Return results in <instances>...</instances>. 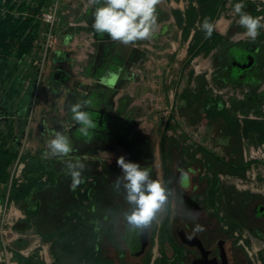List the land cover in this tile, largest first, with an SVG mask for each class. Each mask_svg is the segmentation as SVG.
I'll return each mask as SVG.
<instances>
[{
    "label": "rangeland",
    "instance_id": "374dc122",
    "mask_svg": "<svg viewBox=\"0 0 264 264\" xmlns=\"http://www.w3.org/2000/svg\"><path fill=\"white\" fill-rule=\"evenodd\" d=\"M25 1L37 5L36 0ZM215 2L216 0H161L157 5V12L161 15L158 18L160 35L155 40H148L147 46L135 48L132 53L134 58L131 66L120 68L123 71L120 73V80L117 84L124 90L122 94L118 93L122 91H116L115 97L120 94L116 101L119 107L120 104L123 106L122 103H125L122 110L129 107L132 109V116L137 118L132 121L133 124L135 122L140 129L148 132L151 143L154 137L163 133L169 112H174L175 118L170 120L166 131V136L172 141L174 148V153L169 154L168 163L172 166L173 154L176 153L177 158L181 161L180 165L183 163L198 165L199 174L193 176V179L195 182L199 180L201 185L196 192L198 197L195 199L204 201L207 198L205 201L209 206L208 210L217 218L216 231L219 232L217 236H221L224 232L228 238L235 237V241L248 255L252 264H264V229L257 227L252 215L253 204L257 201H264V164L254 163L246 170H233L228 165L221 164L199 147V145H203L235 162L250 160L264 162V89L258 90L257 97L250 98L251 100L248 97L250 91L244 95L243 91L239 90L240 93L238 91L237 95L231 96L232 86L223 82L222 77H217L218 73L225 68V64L219 60V55L221 51L225 50V46L238 40L236 37L223 42L209 54L200 53L201 56L194 61L196 63L209 61L210 65L206 71H195L193 59L189 63L186 62L189 56L190 42L194 48L205 37L204 32L200 29V24L205 17H209L216 23L221 15L228 12L227 19L232 18L233 21L228 24V28L232 26L236 28L239 27L236 23L239 17L234 13L233 6L242 2L245 4V8L248 6L251 9L254 8L251 12L255 13V17H264V0H230L217 17L215 16L218 8H216ZM58 3H60V7L57 10V19L61 17L64 22L66 14H62V11L71 7L74 9L77 7V11H80L87 0H49L40 8L37 15L42 27L39 37L34 42V48L21 59H18L15 53L7 60L0 58V62L7 61L0 73V117L4 116L3 119L10 120L6 115L14 114L17 119L20 116L24 117L25 124H28L27 120L32 112V99L38 86L41 63L45 56L46 33L49 30V25L43 20L42 13L47 12L52 6H58ZM189 7L195 8L194 26L190 29L188 39H185L183 36L185 21L183 19L185 11ZM77 13H75L74 19L82 17L80 15L77 17ZM90 18H92V14ZM163 24H170L169 29L163 30L161 28ZM56 29L55 24V35ZM58 29L59 32L63 31L62 34L67 33V29L64 30L59 26ZM216 29L221 30L222 28L216 26ZM240 32L243 33L244 30ZM259 32V36L264 39V28H261ZM195 33L196 37L192 40ZM239 41L249 43L253 47V41L246 37ZM58 44L59 39L56 42V49H59V47L57 48ZM173 47L176 48L171 51ZM55 48H50L49 52L54 54ZM259 51L258 48L254 54L253 50L250 58L254 59ZM260 56L261 58H255L256 66L260 63L264 66L263 46ZM49 60L48 58L46 61V67ZM76 76L71 79L74 83L81 81L78 76H82V74L79 73ZM86 76L96 77V73ZM42 81H45V75H43ZM94 83L95 81L92 82V84ZM12 96L14 98H11ZM53 109L59 114L57 106ZM22 131V136L14 140L13 143L22 160L26 162L32 157H42L45 152L43 146L39 145L36 149L33 147L23 149L26 137H28L25 125ZM31 132L32 130L29 129L28 133ZM178 149L181 151L178 152ZM149 150L155 155L158 154L157 149ZM169 152L171 153V151ZM72 155L88 162L90 170H93L92 168H98L101 171L110 169L111 173L109 174L114 178L121 175V169L116 164V159L119 156L123 155L126 160L134 162L129 159L125 150L116 147L112 149H76ZM155 155L152 171L156 179L163 180L160 162L157 161L159 159ZM46 159L48 162L59 161L55 158ZM171 174L174 183L172 171ZM22 178L24 181V177ZM214 180L217 187L214 199H212L211 188ZM9 189V183L0 185V206L4 204L7 195L11 197ZM180 194L183 195L184 192L180 191ZM199 196L202 197L199 198ZM15 203V207L22 209V213L25 214L23 206H26V202L23 204V202L16 201ZM25 216L17 221L12 220L6 225L7 233L3 238L5 246L12 253V262L14 264H49L51 262L50 264H52L55 261V252H58L60 248L54 239H47L40 233V230L43 226L50 227L55 224V219L52 221L50 219V222L43 221L42 224L30 219L27 215ZM172 220L173 217L170 216V224ZM13 222L14 225L11 227ZM200 223L204 227L206 221L201 220ZM158 228L159 225L153 226L152 246L142 264H166L171 259L166 257L162 251L163 241ZM5 246L2 247L0 241V255L3 254ZM170 253L171 251L168 250V255ZM189 254L191 251L185 249L182 258L188 259L187 255Z\"/></svg>",
    "mask_w": 264,
    "mask_h": 264
},
{
    "label": "trees",
    "instance_id": "16d2710c",
    "mask_svg": "<svg viewBox=\"0 0 264 264\" xmlns=\"http://www.w3.org/2000/svg\"><path fill=\"white\" fill-rule=\"evenodd\" d=\"M36 1L37 5L25 0H0V58L3 60H7L14 53L18 59H21L34 48V42L39 37L42 27L37 15L40 8L49 0ZM229 1L216 0L215 6L218 11L215 17ZM252 10L254 8L248 6L244 11L255 17ZM194 11V7H189L185 11L183 19L185 39H188L190 29L194 26ZM195 37L196 33L192 40ZM223 42V35L216 30L210 39L204 37L194 48L190 42L186 62L189 63L201 52L210 53ZM5 62H0V73ZM173 118L175 114L171 112L160 140L165 160L169 159L168 149H174L172 141L166 136L170 120ZM12 137L11 124L6 128H0V185L9 182L10 167L19 155ZM199 147L233 170H246L254 163L264 164L260 160L235 162L203 145ZM63 168L64 165L60 161L48 162L43 157H32L25 162L24 181L20 184L13 182L11 187V198L14 201L25 200V213L29 218L42 224L43 221L55 219V224L50 227L43 226L40 230L47 239H54L60 248L55 252V261L52 264H142L152 246L153 233L147 250H130L128 242L133 234L128 231L122 216V211L127 209L128 205L124 202L123 194L112 188L115 179L104 172L86 170L83 173L87 178L85 183L73 192L69 189L71 179L64 174ZM170 176L171 171L167 165L165 182L171 180ZM216 187L214 180L211 188L212 199ZM168 222L169 217L161 224L163 238L164 241L173 242Z\"/></svg>",
    "mask_w": 264,
    "mask_h": 264
},
{
    "label": "crops",
    "instance_id": "0c3cea01",
    "mask_svg": "<svg viewBox=\"0 0 264 264\" xmlns=\"http://www.w3.org/2000/svg\"><path fill=\"white\" fill-rule=\"evenodd\" d=\"M59 7L60 3H58V8ZM73 9L74 8L71 7L65 11H62V14H66V21L62 22L63 20L61 17H59L57 20L56 37L59 39V44L57 46L59 49L55 48L56 50H54V54L49 52V54L47 53L46 55L44 65L40 71L38 86L36 88L34 98L32 99V112L27 120L28 126L25 124L26 121L24 120V117L20 116L17 119L14 114H9L8 116L6 115V117H9L10 120L3 119L4 116L0 117V128H6L7 125L11 124L13 127L12 138L16 140L22 136V128L25 125L28 137H26V142L23 149H30V147L36 149V147L39 145L43 146V149H45V141L50 138L51 132L53 130L63 129L66 130L67 134L71 137L74 149H112L113 147H116L117 149L124 150L126 149L125 138L127 134L125 135L123 133L122 135L116 136L117 134L115 126L111 125L114 124L116 120L118 121L117 124L122 123V125L129 131L139 130L145 137L148 149H157L158 153V150L161 149L160 140L163 133L154 137L153 142L151 143L148 132L140 129L139 126L135 124V122L133 124L132 121L137 120V118L132 116V109L129 107L130 109L128 108L122 110L124 108L123 106H125V103H122L123 106L120 104V108L119 104L116 102L117 97L123 93L124 88L119 87L118 84H116L115 88L110 89L99 83L100 77L103 76L107 71L115 72L122 67L128 68L131 66L132 59L134 58L132 53L135 51V48L138 49L141 47L143 48L144 45L147 46L146 43L148 40L138 41L135 47L132 45L125 46L115 43L110 40L107 34L100 36L99 34H96L91 28L92 18H90V15L93 13L94 8L88 7L87 3H85L80 11H77V7H75L74 10ZM75 13L78 14L77 17L79 15L82 17L74 19ZM69 14H71V16H69ZM228 15V12H225L223 16L221 15L217 19L216 26H219L222 29L216 30L218 33L223 35L224 42L232 37H236L238 40L231 42L229 45L225 46V50L221 51L219 60L221 63L225 64V68L218 73L217 77H222L221 79L223 82H227L229 86H232L230 93L231 96L237 95L239 90H242L244 95L247 91H250L248 97L249 99H252L257 97L256 95L258 90L264 89V66L262 63H260L258 66L255 65V58H261L260 55L262 46L264 47V39L263 37L259 36L255 41H253V47L249 43H244L242 41L240 42L239 40L242 38L244 39V36L241 35L242 33L240 31H245V29L240 26L236 28L233 26L228 28V24L231 22L233 23L232 18L227 19ZM160 16L161 15L158 13V18ZM58 26L64 30L67 29V33L62 34L63 31L59 32L60 30L58 29ZM169 27L170 24H163L161 28L163 30H168ZM69 33L73 35V40H71L68 45H65L64 37ZM159 33L160 31H157V34L153 38L154 40L160 35ZM175 48L176 47H173L171 51H173ZM258 48L260 51L257 53V56H254V59H251L250 54H253V50L255 54V52L258 51ZM200 56L201 54L193 58V66L195 71L204 72L209 67L210 62L202 61L196 63L194 60H198ZM48 58L50 60L46 67L45 64ZM55 72H61L65 75V78L57 80L53 76ZM84 72L85 75L83 76ZM79 73L82 74V76H78L81 81H76L77 83H74L71 79L72 77L76 78V75ZM93 73H96V77L86 76ZM43 75H45V81H42ZM93 81H95L94 84H92ZM116 91L122 92H118L120 94L115 97ZM11 98L14 97L12 96ZM77 98L92 100V106L87 107L84 110L91 112L90 108H94L96 111H98L95 113L96 115L93 116L96 125L97 120H99L98 114H102L104 111H106V108L109 109L113 119L110 121L111 124L108 126V130L110 131L108 140L105 138L103 140V136L100 137L97 134H93L92 132L94 129L91 130L90 142H86V138L82 137L78 133L77 129L79 126L74 125L68 107L69 105L75 103ZM53 102L56 105H54ZM56 106L59 108V114H57L53 109ZM170 113L171 112H169V114ZM169 114L167 115L166 122L168 121ZM103 122L105 123L106 120L103 119ZM29 129L32 130L31 133H28ZM152 154L155 155L154 153ZM156 155L158 156V154ZM42 157L44 158L43 155ZM157 161L159 162V160ZM84 162L87 164V166L89 165L88 162ZM90 169L91 167H88V170ZM92 169L93 171L104 172L105 174L111 173L110 169L104 171H101L98 168ZM112 178L116 179L114 177ZM19 202H23L24 204L25 200H21ZM23 207L25 209V206ZM20 210L22 211V209ZM25 215L27 214L25 213Z\"/></svg>",
    "mask_w": 264,
    "mask_h": 264
},
{
    "label": "clouds",
    "instance_id": "9594fccd",
    "mask_svg": "<svg viewBox=\"0 0 264 264\" xmlns=\"http://www.w3.org/2000/svg\"><path fill=\"white\" fill-rule=\"evenodd\" d=\"M161 0H87V5L94 8L92 13L91 28L100 36H107L111 41L125 46L135 47L138 41L151 40L159 29L157 5ZM244 3H236L233 6L234 13L239 19L236 23L245 29L244 37L255 41L259 36V30L264 28V17H254L243 11ZM205 39H210L216 30V23L209 17H205L200 24ZM73 40L71 33L64 37L65 45ZM107 71L100 77L99 83L107 88H115L120 80V73ZM92 106L91 99L77 98L76 102L69 105L71 119L74 125H78V133L91 141V130L96 128V122L90 112L84 109ZM71 137L66 130H53L50 138L45 141L44 158L59 160L64 168L62 171L69 176L71 183L69 189L75 191L85 183L83 173L88 170L87 164L75 157L72 153ZM117 166L121 169V175L113 181L112 188L123 194L124 202L128 205L122 211L123 219L129 232L143 234L150 231L153 226L160 225L165 218L184 215L191 217L186 208L183 196L177 194L174 187H170L172 181L167 182L157 178L153 179L151 168L128 161L123 155L116 159ZM180 175L176 183L181 189L186 188L189 182V172L183 168L178 169ZM203 226L196 224L194 232L203 231Z\"/></svg>",
    "mask_w": 264,
    "mask_h": 264
},
{
    "label": "flooded vegetation",
    "instance_id": "af4514ba",
    "mask_svg": "<svg viewBox=\"0 0 264 264\" xmlns=\"http://www.w3.org/2000/svg\"><path fill=\"white\" fill-rule=\"evenodd\" d=\"M90 110L92 116H95V113L98 112L94 108H90ZM98 116L99 120H97V127L92 133L97 134L100 137L103 136V140L104 138L108 140L110 134L108 126L111 124L110 121L113 119V117L111 116L108 108H106V111H104L102 114H98ZM103 119L106 120L105 123L103 122ZM117 122L118 121L115 120V123L111 125L115 126L117 134L116 136L122 135L123 133L125 135L127 134L125 138L126 149L124 150L129 159L141 164V166L150 167L152 178L156 179L152 171L154 165V155L148 149V145L143 134L139 130L129 131L122 125V123L117 124ZM169 151H171V155L174 149ZM177 151L180 152L181 150L178 149ZM175 154H173L172 166H170L168 163L169 159H164L162 150L159 149L158 151L163 181H165V167L169 165L170 171H172L175 181V184L172 182V187L176 188L178 195L180 194V191L184 192L182 196L186 208L191 213V217L184 215L173 217L171 224L169 217L168 226L173 242L164 241L163 229L161 227L162 223L159 225L158 232L161 234L163 241L162 251L165 253L166 257L171 258L166 264H252V261L249 259L248 255L235 241V237L228 238L224 235V232H222L221 236H217L219 233L216 231L218 224L217 218L208 210L209 206L205 201L207 198L205 197L206 199H204V201H196L195 199V197H198L196 192L199 190L201 184L199 180L195 182L193 176L199 174L200 168L198 165H190L189 163L183 162V164L180 165L181 161L177 158V154ZM180 168H183L185 171L189 172V182L184 189H181L176 183L180 175L178 171ZM206 196L208 197V194ZM201 197L202 196H199V198ZM252 215L254 216V221L257 223V227L264 229V201H257L253 204ZM201 220L206 221L205 226L203 227L204 230L200 232H194L193 230L196 224L202 225V223H200ZM152 233L153 228L149 231V237L145 245H142L140 240H136L135 242L133 241L131 243L134 236L136 235V233H134L128 242V247L130 250H147L151 242ZM185 249L191 251V254L187 255L189 257L188 259L182 258ZM168 250L171 251L170 255H168Z\"/></svg>",
    "mask_w": 264,
    "mask_h": 264
},
{
    "label": "built area",
    "instance_id": "2783aa9c",
    "mask_svg": "<svg viewBox=\"0 0 264 264\" xmlns=\"http://www.w3.org/2000/svg\"><path fill=\"white\" fill-rule=\"evenodd\" d=\"M57 10L58 6H52L49 8L47 12H43V20L49 25V30L46 33V43L44 45V52L45 56L49 52L50 48H55L57 38L54 32V27L56 24L57 19ZM37 42V41H36ZM43 57L44 59L42 60L41 63V69L42 66L44 65V61L46 57ZM219 92V91H218ZM221 93V92H220ZM25 168V162L22 160L21 155H18L17 159L14 162V165L10 167V189L9 193H11V187L12 183L16 182L17 184H20L23 182V171ZM8 193V194H9ZM15 201L10 197V195H7L6 200L3 205L0 206V241H1V246H5V239L3 238L4 235L7 233V226L12 220H19L25 218V214L22 213L20 209H17ZM14 221V222H15ZM14 222L11 224V227L14 225ZM3 254L0 255V264H14L12 262V253L9 252L7 249V246L4 247V250L2 251ZM22 254L25 255L23 251H21ZM51 262H49L50 264Z\"/></svg>",
    "mask_w": 264,
    "mask_h": 264
},
{
    "label": "water",
    "instance_id": "95a60500",
    "mask_svg": "<svg viewBox=\"0 0 264 264\" xmlns=\"http://www.w3.org/2000/svg\"><path fill=\"white\" fill-rule=\"evenodd\" d=\"M57 80H60V79H63L65 78V75L62 74L61 72H55L54 75H53ZM262 209V208H261ZM258 216V214H257ZM149 237V231H146L145 233L143 234H136L133 238V240L131 241V243L136 240H140L141 244L142 245H145L147 243V239ZM130 243V245H131Z\"/></svg>",
    "mask_w": 264,
    "mask_h": 264
}]
</instances>
